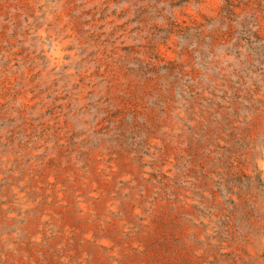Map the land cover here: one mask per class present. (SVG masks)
Listing matches in <instances>:
<instances>
[{
  "label": "rangeland",
  "instance_id": "obj_1",
  "mask_svg": "<svg viewBox=\"0 0 264 264\" xmlns=\"http://www.w3.org/2000/svg\"><path fill=\"white\" fill-rule=\"evenodd\" d=\"M0 264H264V0H0Z\"/></svg>",
  "mask_w": 264,
  "mask_h": 264
},
{
  "label": "bare ground",
  "instance_id": "obj_2",
  "mask_svg": "<svg viewBox=\"0 0 264 264\" xmlns=\"http://www.w3.org/2000/svg\"><path fill=\"white\" fill-rule=\"evenodd\" d=\"M45 1H47V0H39V3L40 2H42L43 4L45 3ZM17 202L19 203V204H25V201H24V199H23V197L22 196H20L19 197V200H17ZM28 211V210H27ZM17 221V220H16ZM43 223V222H42ZM50 223V222H49ZM8 233V232H7Z\"/></svg>",
  "mask_w": 264,
  "mask_h": 264
}]
</instances>
